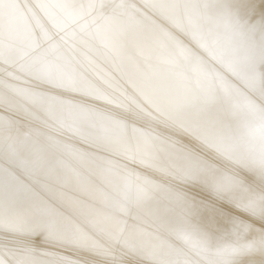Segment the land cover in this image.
Listing matches in <instances>:
<instances>
[{
    "label": "bare ground",
    "instance_id": "obj_1",
    "mask_svg": "<svg viewBox=\"0 0 264 264\" xmlns=\"http://www.w3.org/2000/svg\"><path fill=\"white\" fill-rule=\"evenodd\" d=\"M112 2L116 21L89 0H17L0 27V259L259 264L258 217L196 175L211 162L259 198L264 87L246 71L249 35L226 0ZM253 4L250 26L264 13ZM213 82L224 106L201 87Z\"/></svg>",
    "mask_w": 264,
    "mask_h": 264
},
{
    "label": "snow or ice",
    "instance_id": "obj_2",
    "mask_svg": "<svg viewBox=\"0 0 264 264\" xmlns=\"http://www.w3.org/2000/svg\"><path fill=\"white\" fill-rule=\"evenodd\" d=\"M122 5L112 2V0H89L86 5L87 8L92 9L99 14V18L103 21H116L119 19L117 9ZM187 7H199V5H186ZM208 7L207 4L204 5ZM218 8L228 10V14L232 19L234 25L244 30L249 35L248 50L249 55L247 57L246 71L255 76L259 75L262 87H264V13L261 14L260 21L257 25H249L248 20L245 19L249 12L254 11L253 0H226V2H220L216 5ZM17 0H0V27L5 23V16H11L14 12L19 9ZM84 7V5H81ZM149 7V5H145ZM37 79L52 83L54 80L50 76L43 72L38 71ZM62 85L57 84V87ZM208 90V96L213 103L224 106L227 103L228 93L222 90L214 82L212 85H203ZM3 125L0 124V128ZM239 163V161H238ZM202 171L196 173L197 178L203 180L210 186H215L217 195L221 200L227 201L228 203L242 205L246 211H249L253 216L258 217L259 228L261 232V244L256 245L255 242L247 246L248 249L258 248L259 251L264 254V169L259 172L260 181V195L256 199L253 197L252 185L247 182V178H240L238 173H232L225 176L220 172L219 169L215 168L211 162H204L201 164ZM6 184H18L19 181L16 177L10 173L5 174L2 177ZM247 200V203L244 201ZM213 213L217 212L215 207L210 209ZM233 225L237 231L243 229L244 231H250L254 224L244 223L242 220L237 221L235 218L232 219ZM37 227H40V222L36 221ZM40 234H43L42 232ZM7 247V246H5ZM8 251H12L8 249ZM122 251V250H121ZM131 252H124L123 256L118 259H112L105 261L104 264H132V261L125 257L131 256ZM0 264H16L14 259L9 258L7 255L0 259ZM255 264V262H253ZM259 264H264V259L259 261Z\"/></svg>",
    "mask_w": 264,
    "mask_h": 264
}]
</instances>
